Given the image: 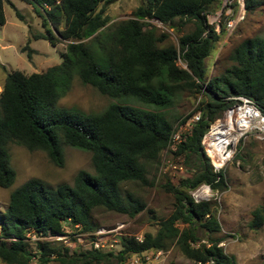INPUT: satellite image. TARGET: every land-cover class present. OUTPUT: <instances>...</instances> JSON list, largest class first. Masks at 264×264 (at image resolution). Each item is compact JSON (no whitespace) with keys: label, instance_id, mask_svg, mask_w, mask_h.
<instances>
[{"label":"trees","instance_id":"1","mask_svg":"<svg viewBox=\"0 0 264 264\" xmlns=\"http://www.w3.org/2000/svg\"><path fill=\"white\" fill-rule=\"evenodd\" d=\"M8 1L0 0V25L6 23L4 5ZM40 1L54 7L47 11L54 27L63 14L65 28L56 31L59 36L47 29L34 38L48 39L54 46L66 41L67 49L61 54L62 62L45 72L27 75L14 70L6 76L0 91V186H12L17 177L9 147L13 142L29 150L46 151L58 166L64 164V145L89 151L95 173L80 170L73 185L51 187L40 178H31L17 187L8 207L0 211L2 264H30L33 260L38 264L52 260L94 264L112 257L125 264L135 253L168 249L173 240L192 261L214 259L216 264H237L219 245L220 240L211 237L210 246H192L191 242L203 239L199 230L212 234L221 230V224L213 202H196L189 191L203 183L214 190L226 186L224 171L213 170L201 140L211 123L234 103L229 97L246 96L264 111V36L242 40L230 54L233 65L209 78L205 61L220 34L206 23V13L213 10L217 0H146L130 18L112 25H108L110 18L104 6H99L114 0ZM255 3L246 0L247 11ZM151 19L179 26L195 20L197 26L194 32L181 36L178 46H161L169 35L158 34L148 21ZM179 58L186 68L180 67ZM76 77L123 102H112L99 113L61 107L58 102ZM181 86L197 89L208 101L200 103L199 118L177 150L186 162L196 157L194 173L179 186L167 184L177 205L171 216L159 223L157 232H146L143 242L125 236L116 252L71 253L59 240H37L33 250L28 233L33 231L39 237L66 235V223L91 230V213L97 207L131 217L146 209L147 204L133 194L124 197L121 185L129 181L148 183L146 164L157 163L168 146L174 126L167 110ZM253 215L252 228H261L264 206ZM179 221L186 226L179 228Z\"/></svg>","mask_w":264,"mask_h":264},{"label":"rangeland","instance_id":"2","mask_svg":"<svg viewBox=\"0 0 264 264\" xmlns=\"http://www.w3.org/2000/svg\"><path fill=\"white\" fill-rule=\"evenodd\" d=\"M59 1L56 0V3L58 4ZM256 1L253 9L248 10L246 19L231 35L227 31L224 32L225 18L222 17L220 38L216 42V48L205 61L209 78L221 75L233 65L230 54L242 40L264 36V0ZM145 3L146 0H114L107 5L100 4L99 9L104 6L105 14L110 18L108 25H112L130 18L132 13ZM222 4L223 0H217L213 10L207 11V14H216L221 10ZM4 8L6 23L0 25V91L9 72L20 70L27 75L45 72L49 67L62 62L61 54L67 49L66 41L57 42L54 46L48 39L34 38L35 34L46 33L47 29L59 36L56 31L65 28V17L60 14L61 12L58 27H54L51 23L47 11L53 10L54 7L50 3H41L40 0H9ZM44 21L47 22L46 25ZM148 21L155 26L158 34L169 35L160 44L161 46L168 44L178 46L181 36L194 32L197 26L195 20L188 21L183 26L164 24L158 19ZM206 23L213 26L207 16ZM178 64L180 67H187L183 60L181 62L178 60ZM206 100V96L197 92L195 88L189 86L178 88L173 106L167 110V116L174 128L192 121L194 117L197 118L201 113L200 103ZM112 102L122 103L123 100L104 95L94 86L85 84L76 77L70 90L58 103L61 107L99 113ZM186 127L189 131L190 125ZM9 147L11 163L17 177L12 186L8 188L0 186V211L8 207L11 193L31 178H40L51 187H56L60 184L73 185L80 170L95 173L92 153L89 151L64 145V164L58 166L44 150H29L15 142ZM177 150L165 148L157 163L146 164L148 183L129 181L121 185L124 197L131 193L147 204L144 211L131 217L104 207H97L91 213L93 229L84 231L82 225L77 227L66 223L67 234L93 232L99 229L110 230L120 226H123L120 231L126 235L156 233L160 227L159 223L169 218L177 205L176 197L171 190H168L167 184L179 186L183 179L194 173L196 157L186 162L183 155L177 154ZM211 163L213 164V161ZM169 165L176 166V169ZM181 165L184 167L183 171L179 169ZM223 168L226 186L222 190L213 189L210 200L213 202V210L221 224V230L212 234L199 230L198 234L208 241L211 237L220 240L219 245L226 254L235 258L237 264H264V225L261 228L251 226L253 212L264 206V138L259 139L254 133L241 138L233 158ZM177 226L182 229L186 225L179 221ZM27 237L30 247L36 250L39 236L32 231ZM78 239L42 238L47 241L59 240L70 248L71 253L89 250L88 246L81 247ZM163 250L166 255L163 264L192 262L181 253L176 240L171 241L168 249ZM0 264H2L1 259ZM30 264L38 263L33 260ZM47 264L63 263L52 260ZM94 264H120V262L112 257L107 262Z\"/></svg>","mask_w":264,"mask_h":264},{"label":"built area","instance_id":"3","mask_svg":"<svg viewBox=\"0 0 264 264\" xmlns=\"http://www.w3.org/2000/svg\"><path fill=\"white\" fill-rule=\"evenodd\" d=\"M248 14L247 8H246V0H223V4L221 7V10L218 11L216 14H207L206 16L209 19L210 24H212L215 27V30L217 33L220 34L222 32L221 30V21L222 17L225 18V24H224V32H228L229 35H231L235 30L238 28L241 22H243L246 19V16ZM159 20V19H158ZM162 22V21H161ZM216 26H215V25ZM206 35V34H205ZM179 61L181 62L182 59L179 58ZM229 99L233 100L234 103L226 109L224 112V117H220L216 119L211 125L209 126L207 132L203 135L201 140V145L203 146L205 154L212 159L213 161V170L215 172H219L223 170L224 165L230 161L235 151L237 150V145L241 138H243L246 135L249 134H256V137L259 139L264 138V111L261 109V107L251 98H248L246 96H233L229 97ZM243 109V119L245 123V128L243 129L241 135L237 139V142L233 143V147L230 152H228L226 155H222L223 158L226 159V163L223 166H217L214 163V158L212 157V154L210 152V149H212V146L210 145L211 141V132L213 124L220 120L225 119L226 116L235 115L237 116L239 113V109ZM238 111V112H237ZM199 118V116L196 118H192V121L186 122L188 125H190V130L192 129V124L194 121H196ZM186 123L184 125H181L180 127L177 126L174 128L168 146L166 148H170L172 150L178 149V147L186 140L188 129L186 126ZM170 167H174L176 169V166L169 165ZM180 170H184V167L181 165L179 168ZM212 190L213 188L211 185L203 183L198 188L192 189L189 191L191 196L195 199L196 202L201 201H210L212 199ZM75 226L79 227L80 224H75ZM123 228V226H120L116 229H99L97 231L93 232H80L77 233L74 232L73 234H66V235H58V236H48L52 237L54 239L59 240H67L69 237L72 238H79V245L81 247H89V250H100V251H116L121 248V240L125 236H133L135 239L139 242H143L144 240V234H130L126 235L123 234L122 231H120ZM85 235V236H84ZM44 237H39L40 240H42ZM77 240V241H78ZM206 244L207 246L211 245V242H209L206 239H201L199 241L191 242L192 246L194 247H200L201 244ZM87 251V250H86ZM165 252L163 249H150L142 253H135L131 256H129L125 264H163L165 259ZM190 264H216L214 259H208L206 261H192Z\"/></svg>","mask_w":264,"mask_h":264},{"label":"bare ground","instance_id":"4","mask_svg":"<svg viewBox=\"0 0 264 264\" xmlns=\"http://www.w3.org/2000/svg\"><path fill=\"white\" fill-rule=\"evenodd\" d=\"M243 109H239V114L236 116L235 113L232 116L228 115L225 119H220L213 124L211 132L210 145L212 149L210 152L214 158V163L217 166H223L226 163V159L222 157L224 148L230 142L232 144L237 142V139L241 135L245 128L243 117Z\"/></svg>","mask_w":264,"mask_h":264},{"label":"water","instance_id":"5","mask_svg":"<svg viewBox=\"0 0 264 264\" xmlns=\"http://www.w3.org/2000/svg\"><path fill=\"white\" fill-rule=\"evenodd\" d=\"M232 147H233L232 142L228 143V144L226 145V147L224 148L223 155H226L228 152H230L231 149H232Z\"/></svg>","mask_w":264,"mask_h":264}]
</instances>
